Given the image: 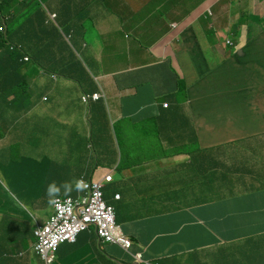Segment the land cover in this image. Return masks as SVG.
Masks as SVG:
<instances>
[{"label": "crops", "instance_id": "crops-1", "mask_svg": "<svg viewBox=\"0 0 264 264\" xmlns=\"http://www.w3.org/2000/svg\"><path fill=\"white\" fill-rule=\"evenodd\" d=\"M45 1L73 18V45L52 33L32 48L63 73L31 75L26 111L0 98V158L14 186L43 196L35 220L51 213L49 182L112 175L105 201L146 260L264 264V0ZM26 146L36 160L17 163ZM19 240L0 232L4 249ZM55 264L136 263L90 230Z\"/></svg>", "mask_w": 264, "mask_h": 264}, {"label": "trees", "instance_id": "trees-1", "mask_svg": "<svg viewBox=\"0 0 264 264\" xmlns=\"http://www.w3.org/2000/svg\"><path fill=\"white\" fill-rule=\"evenodd\" d=\"M14 1L0 0V26L4 24L7 27L5 37L2 36L0 41V98L9 101L12 97L16 104L20 103L25 107L27 100L31 99V75L38 73L41 68L49 72L56 71L47 66L43 50L33 49V44L43 47L48 43L49 35L55 33L59 38H63L67 43L73 45L75 30L73 26H67L73 18L64 21L61 14L51 8L45 0L47 11L57 15L55 22L51 20L49 22L46 11L40 6L37 9L35 2H26L28 3L26 8L22 9L19 6L16 7ZM30 12H34V14L25 17ZM39 12L42 13L40 21L35 18ZM68 13H71L70 6ZM7 14L10 15L8 19L5 18ZM66 36L69 37V40L65 39ZM25 56H29L30 61L25 62ZM70 63L75 70L81 69V64L73 52L70 55ZM68 76L79 78L75 74Z\"/></svg>", "mask_w": 264, "mask_h": 264}, {"label": "clouds", "instance_id": "clouds-1", "mask_svg": "<svg viewBox=\"0 0 264 264\" xmlns=\"http://www.w3.org/2000/svg\"><path fill=\"white\" fill-rule=\"evenodd\" d=\"M31 1L35 2L38 6H40L42 9H44L46 11L49 22H50V20L52 22L56 21L57 15L55 13H50L47 11L46 5L43 2V0H31ZM26 2L27 1H25L23 3H17V0H15L14 4L16 7L19 6V8L25 9L27 4H28ZM9 16L10 15L7 14L5 16V18L8 19ZM53 16H55V17H53ZM173 27H175V25ZM6 30H7V27L4 24L0 26V41L2 40V36L5 37ZM65 39L69 40V37L66 36ZM226 44L229 45V44H232V42L229 39H227ZM24 61L25 62L30 61V57L25 56ZM47 66L54 68L56 71L55 72H49V71H46L42 68H41V70L44 73H50V75L53 76L54 78H56L57 75L61 76V74L63 73L62 68L53 67V64L48 63ZM95 96H97V98ZM103 98H104V94L102 92H96L93 94H83L81 97V100L84 104H90L91 102H98V101L102 100ZM11 103L16 104V102L13 99L11 100ZM168 105H169L168 103L164 104L165 107H168ZM30 107H31V99H28L27 100V106H25V107L22 106V111H26ZM1 135H3V130L1 129V124H0V136ZM1 163H2V159L0 158V164ZM119 169H122L120 167V165H119ZM110 181H112V175H106L99 180H96V179L88 180L84 177H80V178H73L72 180H68V181H63L61 183H57L55 180L49 182L47 184L46 189H45L44 195H45V198L47 200V204L49 205V207H51V213H50L48 219L44 223L37 222L35 220V214L29 215L27 213V211L22 209V208L20 209V211L22 212V215H17L14 211H11L15 207H18L17 204H16V206H14L12 204H7V206L5 207V209L3 211L0 210V232L3 231V233L11 234V235L17 234L20 237V240L17 242L13 241V242L9 243L5 249L3 247H1V244H0V251H5L4 255L3 254L0 255V259H1L0 264H25L24 263L25 259H28L29 264H31V262H33L32 264H35L34 260H36V258H39L43 262V264H48L47 260L41 254H39L37 252L36 247L39 244V237L37 236L36 232L40 228H45L48 225L51 218L55 215V207L61 206V200L72 199L74 202L79 203L78 207H82L84 205L82 203L83 200L87 199L89 197V194H90L89 189H86V186H87L86 184H89L90 186H92L94 184H100L101 185L100 191L102 194V201L107 207H111L113 209L115 225L117 227H119L122 235L130 241V247L128 249H125L118 243L107 241L105 238H102L99 235V228L95 224L90 223L86 229L81 230L75 236V239L73 241L66 240V241L59 243L56 246V248L51 253V257H52L51 264H55L57 251L61 245H63V244H74L77 241L78 236L82 232H86V231H90V230H93L96 233L98 239L101 242L117 245L126 254H128L131 257V259L133 260V262H135L136 264H146V263L155 264V263H152V262L146 260L143 256L142 252H133L132 251L133 241H132L131 237H129L128 235H126L124 233L123 228L117 222L115 208L113 206L109 205L105 201V198H104L103 189L105 187V184L110 182ZM0 187H2L4 189L1 180H0ZM73 191H77V192L80 191V193L76 197L69 196ZM116 198L119 199L120 196L117 195ZM26 250L33 254V259L32 258H23L25 256V254L23 252ZM137 255H141L140 259H138L136 257Z\"/></svg>", "mask_w": 264, "mask_h": 264}, {"label": "built area", "instance_id": "built-area-1", "mask_svg": "<svg viewBox=\"0 0 264 264\" xmlns=\"http://www.w3.org/2000/svg\"><path fill=\"white\" fill-rule=\"evenodd\" d=\"M95 97L97 98V96ZM86 185L90 194L87 199L83 200L84 205L82 207H78L79 203L72 199H60L61 206L55 207V215L48 225L36 232L39 237L37 252L47 260L48 264H51V253L59 243L66 240L73 241L75 236L81 230L86 229L90 223L99 228V235L102 238L118 243L125 249L130 247V241L122 235L119 227L115 225L113 209L107 207L102 201L101 185ZM136 257L140 259L141 255Z\"/></svg>", "mask_w": 264, "mask_h": 264}, {"label": "rangeland", "instance_id": "rangeland-1", "mask_svg": "<svg viewBox=\"0 0 264 264\" xmlns=\"http://www.w3.org/2000/svg\"><path fill=\"white\" fill-rule=\"evenodd\" d=\"M38 136L40 137V135ZM29 151L30 147L28 146L23 147L20 151H18V147H16L14 160L17 163L26 160H36V158L31 155ZM0 180L3 184L7 197L11 198L17 204L18 211H20V209L22 208L26 210L29 215L35 214V205L36 203L43 202V196H41L40 194L29 193L31 189H27V193L20 191L16 186L12 184V174L7 171L6 166H4L2 163L0 164Z\"/></svg>", "mask_w": 264, "mask_h": 264}]
</instances>
